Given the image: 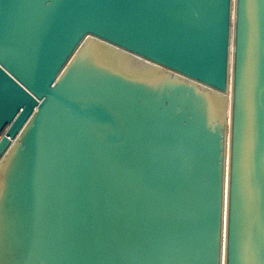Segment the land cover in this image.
I'll return each mask as SVG.
<instances>
[{"label": "water", "instance_id": "95a60500", "mask_svg": "<svg viewBox=\"0 0 264 264\" xmlns=\"http://www.w3.org/2000/svg\"><path fill=\"white\" fill-rule=\"evenodd\" d=\"M0 264H264V0H0Z\"/></svg>", "mask_w": 264, "mask_h": 264}, {"label": "bare ground", "instance_id": "6f19581e", "mask_svg": "<svg viewBox=\"0 0 264 264\" xmlns=\"http://www.w3.org/2000/svg\"><path fill=\"white\" fill-rule=\"evenodd\" d=\"M227 93H228L227 95L229 96L230 90Z\"/></svg>", "mask_w": 264, "mask_h": 264}]
</instances>
